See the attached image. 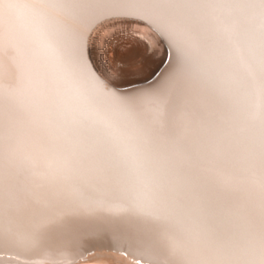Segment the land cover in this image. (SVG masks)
<instances>
[{"label":"bare ground","instance_id":"bare-ground-1","mask_svg":"<svg viewBox=\"0 0 264 264\" xmlns=\"http://www.w3.org/2000/svg\"><path fill=\"white\" fill-rule=\"evenodd\" d=\"M0 264H264V0H0Z\"/></svg>","mask_w":264,"mask_h":264},{"label":"crops","instance_id":"crops-1","mask_svg":"<svg viewBox=\"0 0 264 264\" xmlns=\"http://www.w3.org/2000/svg\"><path fill=\"white\" fill-rule=\"evenodd\" d=\"M155 61H156V59H155Z\"/></svg>","mask_w":264,"mask_h":264},{"label":"rangeland","instance_id":"rangeland-1","mask_svg":"<svg viewBox=\"0 0 264 264\" xmlns=\"http://www.w3.org/2000/svg\"><path fill=\"white\" fill-rule=\"evenodd\" d=\"M156 66V65H155Z\"/></svg>","mask_w":264,"mask_h":264}]
</instances>
